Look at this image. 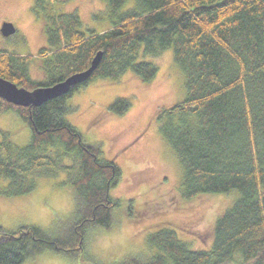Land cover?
Wrapping results in <instances>:
<instances>
[{"label":"trees","instance_id":"16d2710c","mask_svg":"<svg viewBox=\"0 0 264 264\" xmlns=\"http://www.w3.org/2000/svg\"><path fill=\"white\" fill-rule=\"evenodd\" d=\"M55 1L34 2L49 45L39 53L45 79L30 77L33 56L8 50H0V77L28 89L47 87L89 69L99 51L103 57L89 81L37 107L0 98V115L17 111L32 132L25 146L0 141V195L31 193L32 172L59 175L47 153H74L80 173L68 183L83 216L75 224L73 245L33 225L0 229V264H25L46 248L83 249L86 227L112 225L116 203L107 190L116 184L119 166L102 159L101 144L88 143L68 122L66 115L76 110L68 99L100 77L119 80L131 71L152 81L159 66L142 55L159 56L167 49L184 71L187 95L158 114V126L180 164L182 194L235 198L217 217L210 247L191 249L177 232L163 228L148 238L155 252L134 264H264V0H105L117 17L98 32L86 30L78 12L53 11ZM109 107L123 114L131 102L117 98Z\"/></svg>","mask_w":264,"mask_h":264},{"label":"rangeland","instance_id":"374dc122","mask_svg":"<svg viewBox=\"0 0 264 264\" xmlns=\"http://www.w3.org/2000/svg\"><path fill=\"white\" fill-rule=\"evenodd\" d=\"M34 2L0 0V29L5 21L17 28L11 36L0 32V50L33 56L30 77L43 81L39 53L49 45L44 19L34 10ZM54 10L78 12L84 28L96 32L111 27L117 17L108 11L105 0H56ZM143 57L159 66L152 81H142L128 71L119 80L94 79L68 99V104L76 108L66 115L68 122L88 143L101 144L102 159L119 166L117 182L107 190L116 203L112 225L86 227L83 249L69 252L46 248L26 259L25 264H134L136 259L155 252L148 238L163 228L173 229L191 249L204 250L212 245L217 217L235 197L224 193L183 196L180 164L160 136L158 114L186 98L185 74L174 60L172 49L159 56ZM122 97L130 100L131 108L123 114L111 111L112 102ZM31 133L29 123L17 111L0 115V141L25 146ZM62 153H47L55 159L59 175L32 172L36 187L31 193L10 198L0 195V229L11 232L33 225L63 243L74 244L75 224L83 215L78 212L68 178H77L81 161L74 153Z\"/></svg>","mask_w":264,"mask_h":264},{"label":"water","instance_id":"95a60500","mask_svg":"<svg viewBox=\"0 0 264 264\" xmlns=\"http://www.w3.org/2000/svg\"><path fill=\"white\" fill-rule=\"evenodd\" d=\"M0 32L4 36H11L16 32L17 28L13 23L3 22ZM103 53L99 51L91 61L90 67L84 71H78L68 76L65 80L58 81L53 85L37 86L34 89L19 87L16 83L9 79L0 77V98L14 105L22 107H37L53 98L67 95L79 84L89 81L93 72L100 66Z\"/></svg>","mask_w":264,"mask_h":264}]
</instances>
